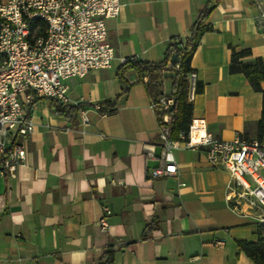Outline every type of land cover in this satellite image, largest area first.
Wrapping results in <instances>:
<instances>
[{
    "label": "crops",
    "instance_id": "1",
    "mask_svg": "<svg viewBox=\"0 0 264 264\" xmlns=\"http://www.w3.org/2000/svg\"><path fill=\"white\" fill-rule=\"evenodd\" d=\"M120 2L119 16L105 21L112 65L65 81L69 105H82L74 120L35 98L26 161L13 176H0V264H98L108 249L115 251L112 264H255L237 241H256L258 223L229 208V174L211 167L202 148L173 149L176 174L150 176L160 165L158 121L133 71L114 107L102 114L94 108L120 94L122 60H162L168 44L188 36L206 0ZM262 9L264 0H221L190 61L203 86L192 118L226 141L244 132L256 138L262 94L228 65L233 48L250 50L242 61L259 58L264 67ZM172 67L169 61L161 70L164 95L172 92ZM150 143L154 158L145 155ZM148 224L150 236L142 238Z\"/></svg>",
    "mask_w": 264,
    "mask_h": 264
},
{
    "label": "built area",
    "instance_id": "2",
    "mask_svg": "<svg viewBox=\"0 0 264 264\" xmlns=\"http://www.w3.org/2000/svg\"><path fill=\"white\" fill-rule=\"evenodd\" d=\"M122 7L120 0H0V176H13L26 161L36 97L67 106V79L112 65L114 48L105 21L118 17ZM257 19L264 25L263 9ZM187 80V100L193 102L196 73ZM175 98L162 94L150 104L162 112L156 137L160 165L150 176L176 174L173 149L202 148L211 167L229 174L225 187L229 208L264 225V137L226 141L208 132L203 119L191 118L188 128L171 139ZM81 119L89 121L85 111ZM144 151L154 158L153 143L144 145ZM104 213L109 210L104 208ZM101 223L105 225L103 218Z\"/></svg>",
    "mask_w": 264,
    "mask_h": 264
},
{
    "label": "trees",
    "instance_id": "3",
    "mask_svg": "<svg viewBox=\"0 0 264 264\" xmlns=\"http://www.w3.org/2000/svg\"><path fill=\"white\" fill-rule=\"evenodd\" d=\"M221 0H206L204 7L198 11L194 22L190 25L188 36L179 39L175 43L167 45L164 58L160 61H143L137 59L125 60L116 70V77L123 85L120 94L111 100H107L99 109V113H104L114 107L117 101L126 94L131 84L125 79L127 71H133L137 77V82L144 83L145 90L151 101H155L162 95V76L163 70L169 63L171 55H177V67L171 68L172 92L170 96H175V102L170 110L172 122L170 126V138L177 139L180 130H186L192 118V102L187 100L188 92V76L193 72L190 68L191 58L198 46L201 36L212 29L208 23V17L212 10ZM250 55V50L244 49L236 51L231 49L230 62L228 72L231 74L241 73L244 75L252 89L262 94V114L260 119L255 123L256 138L264 137V89L261 87V82L264 81V67L262 61L256 58L252 61L244 62L243 58ZM203 86L196 82V94L201 93ZM50 106L53 108L56 115L72 121L82 105L61 106L50 100ZM162 112L156 108L155 116L157 121L160 120ZM244 132L242 138L248 139ZM152 226L148 224L143 230L142 238L150 236ZM256 233V241L238 240L237 245L252 262L255 264H264V225L258 224ZM115 251L106 250L98 260V264H112Z\"/></svg>",
    "mask_w": 264,
    "mask_h": 264
},
{
    "label": "water",
    "instance_id": "4",
    "mask_svg": "<svg viewBox=\"0 0 264 264\" xmlns=\"http://www.w3.org/2000/svg\"><path fill=\"white\" fill-rule=\"evenodd\" d=\"M170 61L173 63V64H176L178 59H177V55L176 54H172L171 55V58H170Z\"/></svg>",
    "mask_w": 264,
    "mask_h": 264
}]
</instances>
